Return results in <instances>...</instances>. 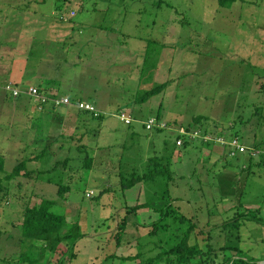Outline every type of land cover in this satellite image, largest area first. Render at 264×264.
<instances>
[{
    "label": "rangeland",
    "instance_id": "374dc122",
    "mask_svg": "<svg viewBox=\"0 0 264 264\" xmlns=\"http://www.w3.org/2000/svg\"><path fill=\"white\" fill-rule=\"evenodd\" d=\"M19 1L0 0V5L25 8ZM228 6L220 7L218 0H44L37 13H26L36 31L52 23L66 27L73 36L81 32L83 38L102 37L122 44L124 64L119 69L103 64V58L82 57L79 61L72 55H68L72 66L58 60L62 70L48 71L43 64L44 76L63 73L67 66L73 82L80 84L85 83L90 67V80L82 93L96 103L102 118L85 113L90 117L81 118L76 129L75 123H56L54 117L63 107L39 110L26 99L4 97L0 101V158L4 163L0 179L19 162L41 154L44 146L48 149L38 160L27 162V169L35 173L32 178L3 180L0 264H31L40 255L39 248L32 252L25 248L21 224L24 209L41 199L55 201L52 211L66 217L63 234L77 225L83 236L74 241L73 249L68 251L67 243L72 242L67 240L56 254L34 264H47L49 258V264H129L118 259L112 262L108 257L130 256L140 243L152 242L151 249L158 238L147 236L157 219L155 210L162 203L164 186L140 184L123 191L120 176L128 177L133 171L141 174L147 158L159 155L163 149L173 152L176 158L172 170L179 177L168 185L169 195L177 199L173 209L199 228L220 225L236 213L237 204L259 210L264 221V0H238ZM98 22L101 29L96 28ZM35 35L30 46L22 44L11 53L12 59L38 56L39 63L40 50L35 46L46 33ZM95 51L101 50H90ZM42 52V58L47 59V53ZM34 65L30 60L27 87L43 83L33 78ZM76 73L81 76L76 78ZM160 86V92L148 97ZM19 107L27 112L19 113L23 110ZM120 111L132 119L130 125L114 116ZM200 117L208 119L210 132L229 135L233 126L234 132L246 133L250 140L255 136L263 155L253 158L248 170L246 156L230 159L227 151L225 157L208 156L205 150L209 146L201 139L175 148L177 134L173 127L147 131L143 125L155 118L159 124L175 122L195 127L192 121ZM23 126L27 127L26 133ZM34 133L37 137L32 142ZM61 133H73L74 139L67 142L63 137L60 142L64 143H56ZM37 172L42 173L37 176ZM56 184L67 188L63 198H59ZM146 200H151V207L138 209L130 216L120 247H116L112 236L126 207L133 208ZM239 233L240 248L246 257L263 258L264 228L251 222ZM199 238L204 247L205 237ZM153 248L150 253L143 249L145 255L159 251Z\"/></svg>",
    "mask_w": 264,
    "mask_h": 264
},
{
    "label": "trees",
    "instance_id": "16d2710c",
    "mask_svg": "<svg viewBox=\"0 0 264 264\" xmlns=\"http://www.w3.org/2000/svg\"><path fill=\"white\" fill-rule=\"evenodd\" d=\"M237 1L238 0H218V3L220 7L225 8L226 6ZM37 88L42 91L41 88ZM162 89L163 86L153 89L148 94V97L160 92ZM5 97L11 98L7 95H5ZM24 97L25 96H21L13 100L21 101V99L27 98ZM26 100L29 101L28 98ZM44 107H50L51 109H54L52 106ZM254 112L255 109L252 114H254ZM256 117H258V115ZM101 118L102 116H100L98 119ZM262 118L257 119L260 120ZM150 119H154L159 123V121L155 118ZM207 120L208 119H203L201 117L198 119H193L192 125L195 127L190 125L183 127L175 123H167L164 125L174 128L177 127L175 129L172 128L174 133L177 134L174 143L175 148L185 147L187 144H189L188 142L193 141L188 137L181 135L179 131L182 130L186 134H194L196 132L200 137L208 136L212 139L222 138L225 141H230L232 139L238 140L242 146L247 148V152L245 154H237L234 158L237 159L239 157L246 156L249 161L246 165L248 170L251 168V161L253 158H256L257 155H263L260 151L261 144L255 140V136L252 140H250L248 139L246 133L240 134V132H234L233 126L229 128V131H231L229 135H226V133L223 131L210 132L208 129L209 122H207ZM239 139H242L244 143H242V140L240 141ZM178 141H181V145H178ZM201 142L206 146L214 145L216 148L219 147V149L222 150L221 154L223 157H225V147H222L213 141L204 142L201 139ZM247 145H251L252 147ZM42 150L43 151L41 154L16 164L10 173H7L3 179H0V192L3 190V180L10 182L11 180L18 177L32 178L35 173L32 170H28L26 164L28 161L38 160V158L42 156L43 152L48 151L47 147L45 146ZM252 151L258 153L250 155V152ZM172 154L173 152L165 149L162 155L152 156L146 160L141 174L133 171L128 177L120 176V187L123 191L129 190L140 184L164 186V190L162 191L161 195L162 203L155 210L157 219L152 223L151 231L147 236L149 238H158L153 247L159 249V251L152 256L145 255L143 249L146 248L148 253L154 249L153 247H151V249L149 247V244H152V242H146L145 244L140 243L137 251L130 256L122 257L118 255H111L108 258H110L112 262L114 259H118L123 263L128 261L129 264H255L256 262L264 260V257L260 259H248L240 248L241 236L239 230L242 226L244 227L246 224L253 222L256 225H260L261 228H264V221L260 217L259 210H251L245 208L243 204H237L235 206L236 213L233 214L232 217L223 221L220 225L211 227L210 224H207L204 227L199 228L195 222L181 214L179 210L173 209L172 204L173 202L177 201V199H173L169 195L168 185L169 183L175 181L179 176H177L172 170V161L174 159ZM89 161L91 165L93 161L92 158ZM3 172L4 163L0 158V173ZM41 173L42 172H37L36 175L40 176ZM56 186L58 188L57 194L59 198H63L67 192V188L61 184H56ZM105 193L106 191L101 192V195H104ZM149 203H151V200H146L144 204L136 205L133 208L126 207L124 217L121 218V220L117 223L116 234L112 236L116 247H120L123 234L125 233L130 221V216L135 214L134 212L138 209L150 208L151 204ZM54 206L55 201L41 199L40 201H37V203H34V205L29 207L27 206L24 209V220H22L21 224L22 241L24 242L25 248L29 252H32L34 249H40V255L37 259L32 260L31 264L43 261L47 255L50 256L52 254H56L60 248V245L67 242V240H71L72 242L71 245H68L67 243L68 251L73 249L74 241L79 236H83L80 233L79 227L77 225L71 228V232L63 234V230L67 227L66 217L55 214L52 211ZM206 229L208 230L206 231ZM213 229H216V231H212ZM213 232H216L217 235L213 236ZM167 234L168 236L165 238H159L160 236ZM199 236L205 237L202 239V241L206 242L204 247H201L199 244ZM161 245H163V247ZM20 256L24 257L25 255L21 254ZM71 257L74 258L75 254L72 253ZM49 261L50 258L49 260L47 259V264H49Z\"/></svg>",
    "mask_w": 264,
    "mask_h": 264
},
{
    "label": "crops",
    "instance_id": "0c3cea01",
    "mask_svg": "<svg viewBox=\"0 0 264 264\" xmlns=\"http://www.w3.org/2000/svg\"><path fill=\"white\" fill-rule=\"evenodd\" d=\"M43 1L44 0H20L18 4L24 6L25 8H18L17 6H14L11 9H7L4 8V6L0 5V85L5 83H12L17 86L18 84H21L23 85V87L21 88L18 86L17 87L24 92H26L30 88V86H33L36 88L37 87L41 88L49 95L69 97L70 99L73 98L71 96H76L77 98H79L78 100L91 103L98 109L96 103L88 101L87 99H91V98H89L88 95H86V93H82L83 92L82 90H84L83 87L86 85V82L90 80V76H91L90 67L88 69V72H86L87 77L84 78L85 83L84 82L81 84L74 83L72 80L74 76L72 74L71 68L70 69L67 68V66H72L71 64L68 63V55H72L73 57L78 56L79 61L82 60L81 59L82 57H84V59L85 57L89 59L90 57L103 58L104 59L102 62L103 64L111 65V66L114 65L115 68L122 69V66L124 64V57L121 52V48L123 45L107 42L104 39H102V37L91 38L90 36H87L83 38L81 37L82 36L81 32H78L80 36H77L74 33L73 36L71 35L72 32L67 31L66 27H62L59 26L58 24H52V23L47 24V26L45 27L40 26L37 29L38 31H36V29L32 27V21L27 20L26 13L28 14L30 12L34 13L35 11H36L35 13H37L36 9L40 4L43 3ZM53 21L55 22L56 20L53 19ZM95 24L97 29L102 28V25H99L100 24L99 22ZM37 32H43V34L46 33L45 37L42 38V40L38 42L35 46L40 50L39 63H37L38 56H36L35 58L33 57L29 58L27 56V57H20V59H12L11 53H16L17 47L19 46L21 47L22 44H24L25 46L26 45L30 46L33 40L35 41V39L37 38L35 35V33ZM13 43H15V46H13ZM141 44H142L141 46L142 48L145 47L142 41ZM107 48H112L113 51L111 50L106 51L105 49ZM92 49L95 50L100 49L101 51L99 52L95 51V53H92L90 52V50ZM41 50L47 53V59L42 58ZM32 59L34 60L35 63L34 65L35 71L32 74V76L36 81L39 82L40 80H42L43 83L28 85L27 87V82H28L27 66L30 60ZM58 60L64 62V64L67 65L65 67L64 72L57 75L52 74V75L44 76V73H42L41 71V69L43 68V64L44 66H47L46 69H48V71H50L52 68L54 69L59 68L62 70V67L60 66V62ZM80 76L81 74L79 73H76L75 75L76 78ZM67 92H70L72 95L67 94ZM4 97L5 95L0 92V101H2ZM19 108H23V107H19ZM26 112L27 109L23 108V110H20L19 113H26ZM120 112H118V114ZM84 117H90V116L86 115L85 113L79 112L73 108L63 107V109H60L58 114L55 115L54 118L56 123L59 124L75 123V126H73V128L76 129L78 128L76 124L79 121H81V118L84 119ZM67 128L68 127H65V129ZM22 131L26 133L27 127L23 126ZM72 135L73 133L69 135H64L63 133H61L62 137H59V140L55 142L61 144L64 143V142H60V139L64 140L63 137L66 138L65 141L67 142L73 140L74 138L72 139ZM31 137L33 142V140L36 139L37 137L36 133H34ZM22 140L25 141L26 136H23ZM34 144L36 143L34 142ZM164 150L165 149H163V151L161 150L160 154L157 156L163 154ZM221 153L222 150L219 149V147L216 148V146L214 145H209L208 149L205 150V154L208 156H211L212 154H216L219 156ZM174 159L176 160V158ZM137 204H140V202H138Z\"/></svg>",
    "mask_w": 264,
    "mask_h": 264
},
{
    "label": "built area",
    "instance_id": "2783aa9c",
    "mask_svg": "<svg viewBox=\"0 0 264 264\" xmlns=\"http://www.w3.org/2000/svg\"><path fill=\"white\" fill-rule=\"evenodd\" d=\"M0 92L11 97L12 99H17L21 96H25L29 99L33 106H36L39 110L43 109L44 106H52L53 108L67 107L74 108L75 110L83 113L92 115L93 117L99 118L101 113L95 108L91 103H87L81 100H73L69 97L49 95L45 91H40L38 88H29L26 92L19 89L16 85L12 83H5L0 85ZM116 117L126 125H130L132 119L126 117L123 113H119ZM144 127L147 131L152 129H167V126L164 124H159L154 119H149L145 122ZM179 133L183 136L188 137L190 140H195L196 138L202 139L204 142L213 141L216 144H219L222 147H225L227 155L229 158H234L237 154H245L247 148L242 146L240 142L236 139L230 141H225L222 138H211V137H200L198 133L186 134L182 130ZM178 145H181V141H178ZM258 152H250V155L257 154Z\"/></svg>",
    "mask_w": 264,
    "mask_h": 264
},
{
    "label": "water",
    "instance_id": "95a60500",
    "mask_svg": "<svg viewBox=\"0 0 264 264\" xmlns=\"http://www.w3.org/2000/svg\"><path fill=\"white\" fill-rule=\"evenodd\" d=\"M256 264H264V260L257 262Z\"/></svg>",
    "mask_w": 264,
    "mask_h": 264
}]
</instances>
